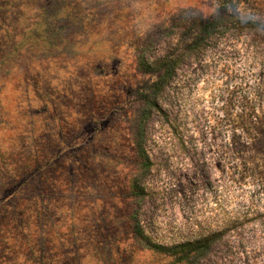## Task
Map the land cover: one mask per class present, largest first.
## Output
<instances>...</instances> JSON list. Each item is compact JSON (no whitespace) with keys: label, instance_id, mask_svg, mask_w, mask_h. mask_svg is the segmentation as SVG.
Masks as SVG:
<instances>
[{"label":"rangeland","instance_id":"rangeland-1","mask_svg":"<svg viewBox=\"0 0 264 264\" xmlns=\"http://www.w3.org/2000/svg\"><path fill=\"white\" fill-rule=\"evenodd\" d=\"M144 51L183 57L149 168ZM206 237L193 264H264V0H0V264H184L156 246Z\"/></svg>","mask_w":264,"mask_h":264},{"label":"trees","instance_id":"trees-1","mask_svg":"<svg viewBox=\"0 0 264 264\" xmlns=\"http://www.w3.org/2000/svg\"><path fill=\"white\" fill-rule=\"evenodd\" d=\"M227 27L228 25L221 22V20L208 21L194 39L193 47H202V45L208 43V41L214 37L217 31ZM182 58V56L164 55L163 57L153 59L149 57L145 51L142 52V55L139 57L143 69L159 75V79L154 83L152 91L149 94H145L143 97L144 107L141 110L137 123V145L142 154L144 166L146 168H149L151 164L150 157L145 147L148 127L154 112L162 113V115L164 114L160 100L163 98L165 92L171 89L177 77ZM213 243L214 239L212 237H206L196 241H187L171 247L156 246V248L174 257L178 263L193 264L197 259L204 257L211 250Z\"/></svg>","mask_w":264,"mask_h":264}]
</instances>
